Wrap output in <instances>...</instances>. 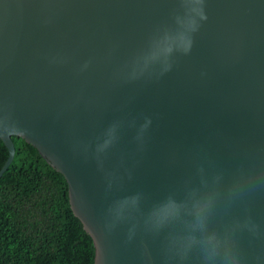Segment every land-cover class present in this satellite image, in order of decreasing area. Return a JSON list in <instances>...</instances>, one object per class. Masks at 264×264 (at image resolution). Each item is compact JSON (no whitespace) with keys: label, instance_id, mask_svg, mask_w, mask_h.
<instances>
[{"label":"water","instance_id":"95a60500","mask_svg":"<svg viewBox=\"0 0 264 264\" xmlns=\"http://www.w3.org/2000/svg\"><path fill=\"white\" fill-rule=\"evenodd\" d=\"M189 19L191 51L153 58ZM12 135L65 177L93 264H203L171 246L182 224L145 223L191 189L216 194L209 228L240 264H264V0H0V176Z\"/></svg>","mask_w":264,"mask_h":264},{"label":"trees","instance_id":"16d2710c","mask_svg":"<svg viewBox=\"0 0 264 264\" xmlns=\"http://www.w3.org/2000/svg\"><path fill=\"white\" fill-rule=\"evenodd\" d=\"M0 176V264H93L90 234L73 213L65 177L23 138ZM8 151L0 139V168Z\"/></svg>","mask_w":264,"mask_h":264},{"label":"clouds","instance_id":"9594fccd","mask_svg":"<svg viewBox=\"0 0 264 264\" xmlns=\"http://www.w3.org/2000/svg\"><path fill=\"white\" fill-rule=\"evenodd\" d=\"M181 2L203 4V0H181ZM193 10L198 12L201 20L207 19L202 7ZM197 30V21L189 19L187 24H182V30L178 31L175 36L166 34L161 40L155 42L156 51L153 53V58L163 55L167 59L174 51L189 53L193 45L190 33ZM110 143L111 140H106L101 146V150L107 148ZM215 201L216 194L200 193L196 189H191L184 200L178 201L169 196L160 202L150 210L145 223L156 231L173 224H182L183 233L173 236L170 241L171 246L176 249L181 259H186L189 252L197 247L201 253L203 264H240V258L230 243V237L220 236L209 228ZM129 208L132 211L139 209L138 196L119 201L113 209L115 218L117 220L124 219L125 210ZM185 217L190 218L186 219ZM196 233L200 234L199 237Z\"/></svg>","mask_w":264,"mask_h":264}]
</instances>
